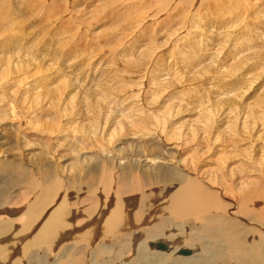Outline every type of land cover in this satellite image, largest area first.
<instances>
[{"label": "bare ground", "instance_id": "obj_1", "mask_svg": "<svg viewBox=\"0 0 264 264\" xmlns=\"http://www.w3.org/2000/svg\"><path fill=\"white\" fill-rule=\"evenodd\" d=\"M119 1H121L119 2L120 4H117V0H0V29L2 30V34H4L2 41L0 40V48H4V54L0 60L3 61L4 67L8 68V65L11 64L14 69L24 61V65H27L30 58L31 60H36L37 55L35 56L34 54L35 50L33 52L31 48L34 47L36 38L34 39L31 37L33 33L30 34L31 31L29 29L28 32L25 30L26 33L22 31V28L25 27L22 17L25 15L21 14L23 13L21 8L30 10V16L35 14L37 16H44V14L49 13H55L59 16L64 14V17L57 21V27L53 28V34L58 37V41H61V35L64 36L66 34L65 32L68 29L66 25L68 23H71L68 27L72 24L74 27H80L81 24H86V27L92 29L94 33L97 30L102 33L104 30L109 34L111 30H117L112 32L111 36H108L110 37L112 45H119L120 48L118 47L115 49V52L120 58H124V61H126L127 65L129 64L131 69V72H129L131 73V81L129 80L128 82H130V84L132 82L133 86H135L136 96L130 99H133L134 105H143L145 107L144 110H146V112L144 115L146 122L158 124L151 126V128L149 127V133L151 135V144H154V147H156L160 153H149L144 155L142 152L140 153L138 151L140 145L135 146V144H133L134 141L131 140L133 141L131 145L135 147L139 146L136 149L134 147V150L131 152V161L135 164V167L132 168V166H130V168L128 166L130 168L128 171L119 172L117 174L118 187H116L117 189L115 190V196L117 195L114 201V203L116 202L115 206L111 208V206L108 207L107 204H105L107 206L105 210L108 211V215L106 216H102L97 212L93 214L91 210L88 209L90 210V215L87 214L88 217H86L88 221L82 223V220L79 219V221H81L79 222L81 223L79 224L80 230L76 232L79 236L78 238L69 236L76 240L73 245H70L67 249L64 247L66 251L62 256L63 264H89L90 260L88 261L87 257L88 251L83 249V246L85 244L87 249L89 243L92 245L95 238H101L105 242L95 249L99 255H101L104 249H109L110 243H112V245H114L116 241L121 243L113 256V260L111 262L106 261L107 264H115L120 258H122V264H137L136 262L139 260L146 261V264H181L187 261H190V263L193 261L194 264H257L258 258L256 254L260 253L257 252L256 244L246 247V245L242 243V237H239L238 231L246 230L247 236H250V231L257 235L261 232L262 228H264L261 223L264 220V0H181L184 5L186 3V6H188V4L194 5V10L192 9L189 12L184 10L183 13L179 12L182 16L176 15L178 18L180 17L178 22H176L178 18H175L174 22L171 20L172 17H174L171 13L174 12L176 8L173 6L170 9L171 6L169 5L170 7L167 9V5L170 3L168 0H164L163 7H159L158 9L155 8L156 10L153 14H148L147 18L144 16L146 19L141 16L143 13L144 15L146 14L145 12L149 10L148 7L156 5V3L154 5H147L149 0L146 5L143 0ZM153 2L154 1H151L150 4H153ZM180 3L178 4L180 5ZM102 4L105 5L102 6ZM174 4L175 3L171 5ZM145 7L148 10L145 11ZM184 8L185 7H183V9ZM166 9L168 15L166 14L165 16L168 19L164 21L162 18L164 26L161 28H152L150 24L152 23L151 20H153V16ZM33 17L29 19V25L34 23ZM149 18H151V20L148 22L151 23H147L146 26L148 27L150 25L151 32H147L148 30L146 29L147 31L144 33V30L141 29L137 35L136 28H142V22L145 21L146 23ZM167 22H172V26L166 27L165 25ZM75 30L76 29L72 27V31ZM154 32L164 33L165 41L164 43L161 42L163 43L162 45H158L156 39H154L157 38ZM101 33H99L100 36L102 35ZM71 35H73V33H71ZM142 36H148V39L145 40ZM23 38H25V40L29 38L30 40L25 43ZM41 38L43 39V35H41ZM67 39L68 38H65V41ZM75 39L77 38L75 37ZM85 40L87 39L85 38ZM107 40L109 41V39ZM77 41L75 40V42ZM79 41H81V39H79ZM62 42L61 44H63ZM67 42H65V45ZM142 42L146 44L142 46ZM23 43L27 45L23 47ZM46 43L47 41L45 44ZM48 43L50 44V42ZM167 44L170 48H167L168 51L164 52L161 50V47ZM154 45L155 48L152 50L149 46L154 47ZM79 46L84 47V42L83 45L81 44ZM175 46L176 49H172ZM43 47H45V45H43ZM106 47H108V45ZM56 49L58 50V48ZM64 50L67 51L66 48ZM87 50H89V48H87ZM100 50L96 51L100 52ZM35 53L37 54V52ZM63 54L65 59L66 54ZM105 54L106 53H104V55ZM60 55L62 56L61 53ZM147 55H149L150 58L142 66L140 65L141 67L138 69L139 62L141 60L144 61ZM14 56L17 58L15 62L13 61L14 59H12ZM130 57H133V59ZM68 59H72V56ZM134 59H138V61L135 62ZM26 60H28V62ZM118 63L119 62H117V64ZM50 64L52 65V62ZM74 66L76 67L74 69L75 71L79 69V67L77 68V64ZM24 67L27 68V66ZM46 67H44V69ZM57 67L59 66H56V68ZM28 70L25 72L28 73ZM109 70H112L110 66L101 69V72L98 70L99 73H97V75H101L100 80L96 81H98L99 84L94 91L91 90L89 93L94 95V100L98 105L105 104L106 100L113 94L107 85V71ZM64 71L63 73L61 71L63 75L65 74ZM78 71H80V69ZM66 72L69 73L67 70ZM3 73L6 72L4 71ZM71 73L76 72L73 71ZM109 73L111 72L109 71ZM16 74L17 73H14L12 75ZM79 74H81V72ZM120 74L123 75V72ZM23 76L28 77L27 75ZM51 76L52 75H50V77ZM1 77L2 76H0V79H2ZM19 77L20 76L17 78ZM74 77L76 78V76ZM67 78L68 76L66 79ZM109 78L111 77L109 76ZM81 79L83 80L84 78ZM89 79L90 78H88V80ZM113 80L114 83L117 84L115 78ZM13 81H15V79ZM35 81L37 80L35 79ZM35 81L34 83H36ZM42 82L44 83L43 80ZM45 82L48 83L46 79ZM69 82L71 83L70 79ZM61 83L63 82L61 81L60 84ZM90 83L92 84V82ZM125 83L126 82H124V84ZM19 84L20 83H18V85ZM25 84L27 85V82ZM35 85L37 87L38 84ZM46 86L47 85H45V87ZM69 86L72 85L68 84V87ZM79 86H77L78 90H80L81 87ZM116 88L117 85L112 89ZM26 89H28V87ZM89 90L90 89H88V91ZM40 91L43 92L42 88ZM62 91L60 90L59 92ZM88 91H86V93ZM62 93L65 94L66 92ZM127 93H124V95H126L125 99L134 95L132 92L131 95L129 94L127 96ZM40 94L43 95V93ZM40 94H38V96ZM19 95L21 96V94ZM27 95L29 96L30 94ZM80 96H82V94H79V97ZM83 96L82 99L80 97V100H83ZM89 97L91 98V95ZM18 98L20 97L18 96ZM67 98H70L69 92L66 94L65 99L67 100ZM111 98L112 103H118L116 104L118 107L120 105L119 103L123 102L122 95L117 94ZM33 99L36 101L35 98ZM34 100L32 101L35 102ZM38 101L39 100H37V102ZM38 103L37 105L39 106L40 104ZM55 105L59 106L60 104L56 103ZM71 105L74 106V104ZM111 105L114 106L113 104ZM36 106L35 108H37ZM190 107H192V109L185 114L184 112L186 109ZM66 109H71V107ZM137 109H139V107ZM27 110H29V108ZM131 110H133V108H131ZM104 111L107 110L105 109ZM153 113H155L156 119L153 117ZM118 124L120 125V123ZM31 126L33 129V125ZM182 126L186 127L183 129ZM178 131L180 132L176 135ZM143 133L145 132H142V134ZM118 142L122 143L121 141ZM147 142H149V140ZM88 143L89 142H87V144ZM91 143L92 142L89 144ZM96 143L94 142L92 144ZM82 144H84V142ZM82 146L84 147L85 145ZM119 150L120 147L116 144L107 154L118 158ZM123 152L122 156L124 154ZM85 153H87V151ZM85 153L81 157L82 160L80 163H82L84 159V161H88L86 159L91 158L88 155L90 153L89 151L88 154ZM78 157L79 156H77V158ZM126 157L127 155L125 158ZM84 161L82 164L85 166L86 163H84ZM119 162H122V159L119 160ZM172 169L180 174V178L169 182L168 180L171 178H169V176L173 175L169 170ZM161 183L164 185H161ZM152 184L158 186L152 188ZM124 194L127 195V199ZM94 195L97 196L96 193L93 194V196ZM91 199L93 200V198ZM111 202H113V199H111ZM85 204L87 203L85 202ZM147 204L149 211L147 212L148 216L145 218L144 213L146 214ZM92 206L94 205L92 204ZM95 208L98 207L96 206ZM84 209L86 208L84 207ZM0 212L5 213L6 211L0 210ZM84 212L86 213V211ZM132 212L134 214H132ZM132 215L134 218L133 224L138 227L133 230L131 229V231H127L123 235V240L128 241L126 245L122 239L118 238L117 240V237H111V233L114 232H111V230L115 228V224L119 222H117V218L119 219L122 217L126 219L128 216L130 217ZM0 217H2V214H0ZM60 219L62 220V218L59 217H51L46 224L40 225V230L37 228L38 231L35 230L36 233L33 232V235L28 237V241L35 243L36 241L38 242L39 239L42 240L40 234L51 235L54 233L55 227L60 224ZM14 220L17 224L21 219L19 221L16 219ZM35 221L37 222V219ZM64 221L66 222V219ZM106 226H109V229H106ZM247 229L248 231L250 230L249 233ZM68 230L70 232V229ZM16 231L18 235L19 233H23L24 235L27 233L22 227ZM61 232L63 231L61 230ZM72 233L73 232H70V234ZM60 234L63 235L64 233ZM106 236H110L111 238L106 240ZM58 237L63 236L59 235ZM158 241H164L165 243L163 244L165 247L162 249L155 248L162 243ZM71 242L73 241L71 240ZM144 242L147 244V248L146 246L142 247ZM55 243L58 244L57 242ZM150 243H153L151 248ZM52 246L50 245V247ZM186 248L191 250V252L188 254L184 253L183 250H186ZM36 250L38 251V249ZM179 250L180 253H178ZM49 252L52 256V251H47V254H49ZM105 252H108V250H105ZM38 253H36V256ZM92 254L94 255V252H92ZM21 255L23 254L21 253ZM13 259L15 263L12 264H20L19 261L22 260V257L17 255L14 256ZM38 260L41 259L38 258ZM42 261L43 260H41V263L43 264L44 262ZM0 262L2 263V261Z\"/></svg>", "mask_w": 264, "mask_h": 264}, {"label": "rangeland", "instance_id": "obj_2", "mask_svg": "<svg viewBox=\"0 0 264 264\" xmlns=\"http://www.w3.org/2000/svg\"><path fill=\"white\" fill-rule=\"evenodd\" d=\"M143 1H144V4L146 5L148 0H143ZM149 1H148L147 5H154L155 3H156V5L148 7L149 10L146 9V7H145V11L146 10H148V11L145 12L146 13L145 15L143 13V15L141 16L142 18H145V17L147 18L148 14H153V12L156 9L164 6V0H151V1H154L153 4H150L151 1L150 2ZM168 1L170 3L167 5V9L170 6H171L170 9L173 6L176 8V10H174V12L171 13V15L174 16L171 19V20H173V22L175 21V18L177 19L178 16H180V17L182 16V14H180L179 12L183 13L184 10H186V12H189L192 9L194 10V5L192 6V5L188 4V6H189L188 7V6H186V3L184 5L181 2V0H179L181 3L178 0H173V1L168 0ZM119 2H121V1L117 0V4H120ZM172 2L175 4L171 5V4H173ZM178 3H180V5ZM104 5L105 4H102V6H104ZM183 7H185V8L183 9ZM167 9L162 10L159 13L155 14L153 16V20H151V18H149V19H147L146 23L143 20L144 22H142V28L141 27L136 28L135 27L137 24V22H136V24L134 26L137 29L136 34L138 35V33L141 29L144 30V33H146L147 30H148L147 32H151L150 27H149L150 25L152 26V28H159V27L161 28L162 26H164L162 21H163V19H164V21L166 19H168L165 16L166 14L168 15ZM100 10H103V9H100ZM179 10H181V11H179ZM21 11L23 12L21 14L25 15L24 17H22L23 21H24L23 24L25 25V27L22 28V31L26 33L25 30H27V32H28V29H29L31 31L30 34L33 33L31 35V37L34 39L36 38V39H35V44L33 43L34 47H31V48H32L33 52H34V50H35V52H37V54L35 52H34V54H35V56L37 55L38 57L36 56L35 61H34V59L31 60V58L29 59V62H28V60H26L28 62L27 65H24L25 61L24 62L21 61L22 63L20 62L21 64L18 65V67H15L14 69L11 66V64L8 65L9 69L4 67L3 61L0 60V62H1L0 68H2V69H0V71L2 70L0 73V76H2L1 77L2 79H0V84H1L0 85V91H1L0 92L1 93L0 94V210H5L6 212H8V213L0 212V214H2V217H0V248L2 247L0 249V261H2V263L0 262V264L15 263V260L13 259V257L17 256V255L22 257V260L19 261L20 264H42L41 260H43L42 261V262H44L43 264H60V263L63 264V257H62L63 254L65 253L66 249L70 245H73L74 241L76 240L73 238H78V236H79V234L76 233V232H78V230H80L79 224H81V223H79V222H81V221H79V219L82 220V223L88 221V219L86 217H88L87 214L90 215V210H91V213H93V214H95V212H97L98 214H100L102 216H106V215H108L107 214L108 211L105 210V208H107V206L108 207L111 206V208H113L115 206L116 202L114 203V201L116 200L115 198H117V195L115 196V190L117 189L116 187H118V178H117L118 176H117V174L119 172L128 171L131 168L130 166H132V168L135 167V164L131 161V152L134 150V147L137 145H140V147L138 146L140 148V149H138V151L140 153L142 152V154H144V155L149 154V153L150 154H156V153L159 154L160 153V151L157 150L156 147H154V144H151V142H150L151 135L149 133L151 126H155L158 124H152L151 122H149L150 123L149 124L148 122H146V118L144 115L146 112V110H144L145 107L143 105H141V106L134 105L133 101H132L133 99H130L131 97L135 98L134 96H136V89H134L135 86H133L132 82H131V84H130V82H128L129 80L131 81V79H130L131 73H129V72H131V69L129 67V64L127 65L126 61H124V58H122V57L120 58V56L116 54L115 49H117L119 47V45L118 46H115L114 44L112 45L111 44L112 42L110 41V37H109V36H111L112 32H115L117 30H111L109 32V34H107V32L104 30L102 31V33L99 32V30H97L94 33V31H92V29H88L86 27V24H84V25L81 24L80 27L79 26L74 27L72 24L71 26L73 27V29H76L75 31H72V27L71 26H70L71 28L68 27V25L71 23H68L66 25V27L68 29H71V30H68L66 28L67 29V31L65 32L66 34L64 36L61 35L60 36L61 41H58V37H56L53 34V28L57 27V21H59L60 18L62 19L64 17V14H61L59 16L58 14H55V13H49V14H44V16H41V15L37 16L36 14H35L36 16L35 15L30 16V10L21 8ZM176 15H178V16L176 17ZM31 17H33V19H34L33 20L34 23L31 25H34V26L29 25V23H30L29 19ZM180 17L177 19L176 22L179 21ZM36 18H37V20H36ZM49 19L51 21L53 20L52 21L53 23ZM150 20L152 23L148 22ZM45 23H46V25H45ZM147 23L148 24L151 23V24L147 27L146 26ZM39 24L41 25V27ZM165 26L166 27L172 26V22H170V23L167 22ZM30 27H33V28H30ZM34 31H36V32H34ZM69 31L70 32L72 31L71 33H73V35H71V33ZM79 32H81V33H79ZM127 32H129V31H127ZM69 33L72 37L69 35ZM99 33H101L103 36L102 35L100 36ZM154 33H155V35H157V38H154V39H156V42L158 43V45H162L165 41L164 33H161V32H157V33L154 32ZM1 34H2V30L0 29V40L2 41L4 34H2V35ZM88 34H90V35L92 34V35L90 36ZM41 35H43V39H45V40H43L41 38ZM135 35H133V36H135ZM73 36H74V38H73ZM55 37H56V39H55ZM75 37L78 39V41H77V39H75ZM65 38H68V39L65 41ZM85 38L87 40H85ZM88 38H89V41H88ZM142 38L147 40L148 36L147 37L142 36ZM23 39L25 40V38H23ZM79 39H81V41H79ZM107 39H109V41ZM29 40L30 39L28 38L24 42L26 43V41H29ZM41 40H43V41H41ZM75 40L78 43L75 42ZM102 40L106 41V42H103ZM46 41H47V43L45 44ZM62 41H64V42H62ZM72 41H74V42H72ZM48 42H50V44ZM61 42L64 45L61 44ZM65 42H67L66 45H65ZM83 42H84V47L79 46L81 44L83 45ZM143 42H142V46H144L146 44ZM161 42H163V43H161ZM25 43H23V45H22L23 47H24V45H27ZM51 43H52V45H51ZM79 43H81V44H79ZM157 43H156V45H157ZM73 44H74V46H73ZM43 45H45L46 48L43 47ZM71 45H72V47H71ZM107 45H108V47H106ZM57 46H59V47H57ZM66 46L68 47V49ZM92 47H93V49H92ZM149 47L152 48V50H153L155 48V45H154V47H152V46H149ZM56 48H58V50ZM63 48L64 49L66 48L67 51H65ZM87 48H89V50H87ZM167 48L168 49L170 48L168 44L161 47V50H163L164 52H167L168 51ZM174 48L176 49V46L173 47L172 49H174ZM46 49H47V51H46ZM75 49L77 50V52ZM3 50H4V48L1 47L0 48V59L4 54ZM96 50L97 51L100 50V52H97ZM147 50H151V49H147ZM109 51H111V52H109ZM60 53L63 56V60H62V56L60 55ZM63 53L66 54L65 59H64ZM96 53H98V54H96ZM104 53H106V54L104 55ZM52 55H54V56H52ZM112 55H114V56H112ZM44 56L46 57V59ZM68 56L69 57L72 56V59H68L69 58ZM75 56H77V57H75ZM58 57H59V59H58ZM130 58L133 59V57H130ZM149 58H150L149 55H147L146 58L144 59V61L141 60L139 62V65H138V69ZM12 59H14L13 61L15 62L17 58H15V56H14ZM83 59L85 60V62ZM134 60H135V62L138 61V59H134ZM58 61H60V62H58ZM34 62H36V63H34ZM51 62H52V65L50 64ZM117 62H119V63L117 64ZM62 64L65 66H63ZM75 64H77V68L79 67L80 71H78L79 69L78 70L76 69V71L74 70L76 68L74 66ZM78 64H80L81 67ZM119 64H121V65H119ZM23 65L27 66V68H25ZM38 65H42V66H38ZM55 65L59 66V67L56 68ZM115 65H118V66H115ZM108 66H110L112 69V70H109L111 73H109V71H107V78H108L107 85L113 93L111 95V97H114L117 94L123 96V102L119 103L120 104L119 107H118V105H116L118 103H112L111 97L106 100L105 104L98 105L94 100V95L89 94L91 92V90L94 91L95 88L97 87V85L99 84L98 81L100 80L101 74L97 75V73L101 72V69H103L105 67L108 68ZM20 67H22V68H20ZM44 67H46V68L44 69ZM64 67H65V71H64ZM66 67H67V69H66ZM20 69H21V71H20ZM41 69H42V71H41ZM88 69H89V71H88ZM10 70H12V71H10ZM27 70H28V73H26ZM53 70H55V71H53ZM66 70L69 73H67ZM98 70H100V71L98 72ZM4 71L6 73H3ZM31 71H32V73H31ZM58 71H59V73H58ZM61 71H62V73L64 71L66 75L65 74L63 75L61 73ZM73 71L76 73H71ZM78 72L79 73L81 72V74H79ZM122 72H123V75L120 74ZM14 73H17V74L12 75ZM56 73H58V74H56ZM60 73L62 76L60 75ZM41 74L43 75V78H42ZM78 74L81 76H79ZM23 75H27L28 77L23 76ZM50 75H52V76L50 77ZM70 75H72V76H70ZM18 76H20L19 77L20 79L17 78ZM67 76H68V78L66 79ZM74 76H76V78ZM109 76L111 78L114 77L115 82L117 84L114 83V80H113L114 78H112V81H113L112 82L111 78H109ZM33 77H35V78H33ZM44 78L46 79V81H48V83L45 82ZM81 78H84V79L82 80ZM88 78H90V79L88 80ZM14 79L16 82L13 81ZM17 79H18V81H17ZM35 79L37 81H35ZM39 79H42L44 81V83L42 82V80H39ZM60 79L63 82L61 84H60V82H61ZM69 79H70L71 83L69 82ZM74 79L77 83L74 81ZM116 79L117 80L121 79V80L117 81ZM122 79L127 84L126 83L124 84ZM33 80L36 83H34ZM96 80H98V81H96ZM40 81L42 84L40 83ZM26 82H27V85L25 84ZM90 82H92V84ZM18 83H20V84L18 85ZM39 83H40V85H39ZM16 84H17V86H16ZM35 84H38L37 87ZM64 84H66V85H64ZM68 84H70L72 86L68 87ZM24 85H26V86H24ZM45 85L48 86V87L46 86L47 89H46ZM116 85H117V88L112 89V88L116 87ZM128 85L130 86V88ZM30 86H31V88H30ZM39 86H40V89H39ZM77 86L80 87L81 91L78 90ZM125 86H127V87H125ZM27 87H28V89H26ZM41 88H42L43 92L40 91ZM52 88H53L54 92H53ZM13 89H16V90H13ZM88 89H90V90L88 91ZM25 90H26V92H25ZM60 90L61 91L63 90L62 92H66V93L63 94L62 92H59ZM83 91H84V93H83ZM86 91H88V92L86 93ZM68 92L70 94V98L69 99L67 98V100H66L65 98H66V94ZM125 92L126 93L128 92L127 96L129 94L131 95L132 92L134 95L129 96L128 99H125V96H126V95H124ZM36 93H38V94L43 93V95L40 94L38 96V94H36ZM55 93H57L58 95ZM19 94H21V96ZM27 94H30V95L28 96ZM79 94L80 95L82 94V96L85 94L83 96V100H80V97L82 99V96L79 97ZM90 95H91V98L89 97ZM18 96L20 98H18ZM32 97L35 98L36 101ZM139 97H137V98L140 99ZM71 98H73V99H71ZM59 99H60V101H59ZM32 100H34L35 102H33ZM37 100H39L38 101L39 103L37 102ZM52 100L54 102V105H53ZM74 100H75V102H74ZM127 101L130 103H128ZM26 103H27V105H26ZM37 103L40 105L38 106ZM56 103L57 104L59 103L60 105L59 106L55 105ZM79 103L81 106L79 105ZM71 104H74V106ZM111 104H113L114 106H112ZM78 105H79V107H78ZM35 106L37 108H35ZM69 106L71 107V109H66V108H70ZM138 107L140 110L137 109ZM142 107H143V109H142ZM28 108H29V110H27ZM94 108H96V109H94ZM127 108H129V109H127ZM131 108H133V110H131ZM105 109L109 112L104 111ZM191 109H192V107L187 108L184 113L186 114ZM31 110H33L34 112ZM76 111H77V113H76ZM65 112H66V114H65ZM132 113H134V114H132ZM83 114H84V116H87V117H84ZM153 114H152L153 117L156 119L155 113H153ZM133 116H135V117H133ZM141 117H142V119H141ZM86 118H87V120H86ZM141 120H142V122H141ZM118 123H120V125ZM31 125H33V129H32ZM185 127L186 126H182L183 129ZM107 128H108V130H107ZM142 132H145V133L142 134ZM179 132L180 131H178V133H176V135H178ZM132 134H134V135H132ZM139 134H141V135H139ZM176 135H175V137H176ZM89 137H90V139H89ZM125 138H126V140H125ZM82 140H83L84 144H82L83 143ZM94 140H97V141H94ZM131 140H133L134 143ZM137 140H138V143H137ZM148 140H149V142H147ZM118 141H121L122 143H119ZM129 141H130V143H129ZM87 142H89V143L90 142H92V143L97 142V143L96 144H92V143L87 144ZM132 143L135 144V146L131 145ZM79 144H80V146H79ZM86 144H87L88 148H87ZM116 144L119 145V147H120L118 158H115L113 156H109L107 154V152ZM82 145H85V146L83 147ZM126 145H128V146H126ZM138 147H135V149ZM145 147L146 148L148 147V148L146 149ZM151 147H153V148H151ZM85 148H86V150H85ZM81 149H82V151H81ZM145 149H146V152H145ZM54 150H56V151H54ZM77 150H78V152H77ZM86 151H87V153H85ZM88 151L91 154L90 153L88 154ZM122 152L124 153L123 156H122ZM84 153L88 154L92 158V159L87 158L86 160H88V161H84L85 159L83 160L84 163H86L85 166H84V164H82L83 161H82V163H80L82 160L81 157L83 156ZM124 155L125 156L127 155V157L125 158ZM77 156H79V157L77 158ZM75 158H77V159H75ZM121 159H122V162L124 164L122 162H119V160H121ZM128 159H130V160H128ZM89 161H90V163H89ZM169 171H171L173 174V175L169 176V178L171 177L170 178L171 181L168 180L169 182H172V181L180 178V174L177 173L176 171H174L173 169L169 170ZM109 181H110V183H109ZM161 185H164V184L161 183ZM152 186H153L152 188H156L158 185L152 184ZM96 187H97V189H96ZM87 192H88V194H87ZM95 193L97 196H95V195L93 196V194H95ZM109 194L110 195L114 194V195L110 196ZM88 195H89V197H88ZM101 196H102V198H101ZM106 196H108V197H106ZM113 196H114V198H113ZM124 196H126V199H127V195L124 194ZM124 196L122 197L123 199H124ZM118 197H119V195H118ZM91 198H93V200ZM99 199H100V202H99ZM111 199H113V202H111ZM104 201H105V203H104ZM85 202L87 204H85ZM92 204L94 206H92ZM105 204H107V206ZM96 206L98 208H95ZM84 207L86 209H84ZM88 209H90V210H88ZM79 210H80V212H79ZM84 211H86V213ZM148 211H149V208H148V204H147L146 214L144 213L145 218L148 216V214H147ZM132 214H134V213L132 212ZM50 216L56 217V218H58V217L62 218L63 221L66 219V222L64 221L65 223L60 219L59 222L61 224V227H60V224L57 227H55L56 229L58 228L57 230L60 233H64V234L61 235L55 229L54 233H52L51 235L47 234L49 237L47 235L40 234L42 240L39 239L40 241L38 240V242L36 241L35 243H31L30 241H28V237L33 235V232H35V230L36 231L40 230V228H41L40 225L42 226V225L46 224L47 221L49 219H51ZM92 216H94V215H92ZM82 218H84V219H82ZM14 219H16L17 221H19L21 219L20 220L21 222L20 221H19L20 223L17 222V224L19 223L17 225ZM36 219H37V222L35 221ZM133 221H134L133 215L130 217L128 216L126 219H124L122 217H120L119 219L117 218V222H118V223H116L117 226L115 224V228H113L116 231L112 229L111 232L112 231H114V232H112V233L110 232L112 234L110 236L111 237H117L116 238L117 240H118V238L123 240L124 239L123 235L127 231H129V230L131 231V229L133 230L134 228L138 227V226L133 224ZM34 223H35V225H34ZM261 223H262V226L264 227V220ZM131 224H133V225H131ZM62 226H65V227H62ZM120 226H121V228H120ZM21 227H22V229L26 230L27 233L25 235L23 233L22 234L19 233V235L17 234L16 230H18ZM70 227L71 228L73 227V228L71 229ZM37 228H39V229L37 230ZM68 229H70V232H73L72 233L73 235L70 234ZM74 229H75V231H74ZM106 229H109V226H106ZM61 230L63 232H61ZM249 231L247 229L248 233H249ZM238 232H239L238 233L239 237L240 238L242 237L241 238L242 243L245 244L246 247H249L252 244H256L257 252L260 253V254H256V256L258 258L257 264H264V228H262L261 232L257 235L250 231V233H249L250 236H247L246 230H242V231H238ZM65 234H67V235H65ZM59 235L63 236V237H58ZM69 236L70 237L73 236V238H70ZM110 236H106L107 237L106 240H109L111 238ZM53 238H54V240H53ZM236 238H238V237H236ZM46 239L47 240L49 239L51 242L49 240L47 242ZM58 239H60L62 242ZM71 240L73 242H71ZM99 240H100V242H99ZM140 240H141V238H140ZM54 241L57 242L58 244H56ZM123 242L126 245L128 244L127 240H123ZM158 242L165 243L164 241H158ZM104 243L105 242L101 238H97V239L95 238L93 241V244H92L93 247L89 243V246L87 247V249L89 248L88 250L86 249V246L84 244L83 249L88 251L87 257H88V261L90 260L89 264L90 263L91 264H107L106 261L111 262L113 260V256L116 253V250H118V247H120L121 243L119 241H116V243L114 245H112V243H110L109 249L108 248L104 249L103 252L101 253V255H99V253H97V251L95 249H97L100 244H104ZM145 244L146 243L144 242L142 247L146 246V248H147V244L146 245ZM152 244L153 243H150V248H151ZM50 245L51 246L54 245V246H52L53 248L50 247ZM90 245H91V247H90ZM56 246L58 247V249ZM76 246H78V245H76ZM40 247H41V249H40ZM43 248H44V250H43ZM48 248H49V250H48ZM51 248H52V250H51ZM155 248H157V247H155ZM36 249H38V251ZM92 249H94V250H92ZM186 249H188V248H186ZM105 250L106 251L108 250V252H105ZM47 251H52V256H51L50 252H49V254H47ZM29 252H31V253H29ZM35 252L36 253L39 252L37 256H36ZM92 252H94V255L92 254ZM15 253H17V254H15ZM21 253L23 255H21ZM54 253H57V254H54ZM178 253H180V250L178 251ZM89 254L92 256V258ZM41 256L43 259L41 258ZM181 256H183V255H181ZM38 258H40L41 260H38ZM60 261H62V262H60ZM58 262H60V263H58ZM116 262L117 263H115V264H122V258L118 259ZM136 263L137 264H146L147 262L139 260ZM181 264H194V262L191 261V263H190V261H187L186 263L182 262ZM230 264H232V263H230ZM233 264H235V263H233Z\"/></svg>", "mask_w": 264, "mask_h": 264}, {"label": "water", "instance_id": "obj_3", "mask_svg": "<svg viewBox=\"0 0 264 264\" xmlns=\"http://www.w3.org/2000/svg\"><path fill=\"white\" fill-rule=\"evenodd\" d=\"M163 247H165V245L163 243H160L159 245H157V248H159V249H162ZM183 252L188 254L191 252V250L186 249V250H183Z\"/></svg>", "mask_w": 264, "mask_h": 264}]
</instances>
